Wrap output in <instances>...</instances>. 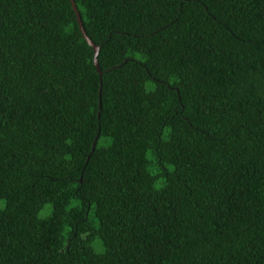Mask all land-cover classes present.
Here are the masks:
<instances>
[{"label": "trees", "instance_id": "16d2710c", "mask_svg": "<svg viewBox=\"0 0 264 264\" xmlns=\"http://www.w3.org/2000/svg\"><path fill=\"white\" fill-rule=\"evenodd\" d=\"M74 2L101 75L0 0V264H264V0Z\"/></svg>", "mask_w": 264, "mask_h": 264}, {"label": "water", "instance_id": "95a60500", "mask_svg": "<svg viewBox=\"0 0 264 264\" xmlns=\"http://www.w3.org/2000/svg\"><path fill=\"white\" fill-rule=\"evenodd\" d=\"M70 3H71V6H72V9L74 10L75 14H76V18H77V21H78V25H79V29H80V32H81V35L82 37L86 40V42L92 47L93 49V63H94V66L96 68V70L98 71L99 75H101L102 71L100 70L99 68V64H98V61H97V54H98V51H99V46L96 45L88 36L87 34L85 33L84 31V28H83V25H82V21H81V18H80V14L77 10V7L75 5V2L74 0H70ZM93 146H94V143H93Z\"/></svg>", "mask_w": 264, "mask_h": 264}]
</instances>
